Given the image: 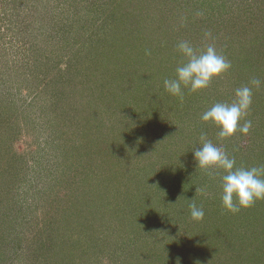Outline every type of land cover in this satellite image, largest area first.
I'll return each mask as SVG.
<instances>
[{"label":"rangeland","instance_id":"1","mask_svg":"<svg viewBox=\"0 0 264 264\" xmlns=\"http://www.w3.org/2000/svg\"><path fill=\"white\" fill-rule=\"evenodd\" d=\"M182 40L231 68L159 100ZM244 85L252 127L221 140L200 117ZM202 133L237 167L264 165V0H0V264H264V200L222 207V171L192 157Z\"/></svg>","mask_w":264,"mask_h":264},{"label":"clouds","instance_id":"2","mask_svg":"<svg viewBox=\"0 0 264 264\" xmlns=\"http://www.w3.org/2000/svg\"><path fill=\"white\" fill-rule=\"evenodd\" d=\"M204 39H213L211 32H205ZM176 49L184 62L176 67L173 78L164 80V88L171 96L183 99L185 88L191 92L202 91L231 68V63L217 51L214 43H208L203 49H199L190 41L182 40L177 43ZM250 84L258 87L261 81L253 79ZM251 105L252 87L244 85L235 90L231 103L213 104L202 113L200 119L218 128L221 140L233 137L237 131L246 135L252 127V122L245 119ZM200 141L201 146L191 152L195 168L210 175L209 170L222 171L220 202L226 211L235 214L264 200V165L237 167L235 158L222 146L207 139L206 134H201ZM189 209L193 220L203 219L202 207L191 203Z\"/></svg>","mask_w":264,"mask_h":264},{"label":"trees","instance_id":"3","mask_svg":"<svg viewBox=\"0 0 264 264\" xmlns=\"http://www.w3.org/2000/svg\"><path fill=\"white\" fill-rule=\"evenodd\" d=\"M39 0H37V2H38ZM62 4H64V2L62 3ZM58 7V6H57ZM48 8H49V6H48ZM59 9V11H60V14H61V16L59 17V19H58V21L55 23V27H66V25H70L71 23H72V20L71 19H73V15H72V10H71V7H68L67 8V5L66 6H59L58 7ZM46 11V10H45ZM46 13V12H45ZM64 14V15H63ZM106 21H107V19H106ZM104 25H105V18L104 19H101V26L99 27V28H93L92 27V29H90V31H88L87 33H89L90 32V34L92 35V37H94L93 39H95L96 40V42H94V41H92L90 44H88V45H86V44H84V43H86L87 41H88V39L90 38L89 36V34L87 35V36H85V39H83V41H82V43H83V45H85L86 47L88 46L89 47V50L90 49H94V46H97L98 47V45H99V42H102L103 44L106 42V41H104V40H102L105 36L104 35H101V33L102 32H104L103 31V28H104ZM84 28V27H83ZM93 31H95V33L93 34ZM91 37V38H92ZM86 41V42H85ZM98 43V44H97ZM69 46V47H68ZM69 48L70 50H73V46H71V45H69L68 43H65V48ZM106 49H108L109 50V48H106ZM107 50V52H109ZM68 51V50H67ZM108 54V53H107ZM155 68H154V66L151 64V63H146L145 62V71H147V76L152 72L153 73V70H154ZM162 69H164L165 70V72H166V74H167V69L166 68H163L162 67ZM167 78H173V77H171V75H167L165 78H164V80L165 79H167ZM150 79H152V77L150 76ZM159 83V85H156V84H158ZM154 84V83H153ZM154 86H156L155 88L157 89V90H155V92H157L158 91V93H155V95H157L158 97H157V99H159V100H168V96L170 95L166 90H165V88H164V81H159V80H156L155 81V84H154ZM170 99H171V97H170ZM182 172H183V169H182ZM197 175H198V173H196ZM199 176H200V173H199ZM167 182H170L169 180H166V182L165 183H167Z\"/></svg>","mask_w":264,"mask_h":264}]
</instances>
